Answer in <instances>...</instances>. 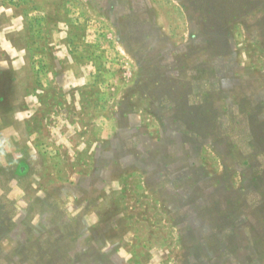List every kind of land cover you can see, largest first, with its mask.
<instances>
[{
	"label": "rangeland",
	"instance_id": "1",
	"mask_svg": "<svg viewBox=\"0 0 264 264\" xmlns=\"http://www.w3.org/2000/svg\"><path fill=\"white\" fill-rule=\"evenodd\" d=\"M0 32V264H264V171L191 178L223 93L264 144V0H0Z\"/></svg>",
	"mask_w": 264,
	"mask_h": 264
},
{
	"label": "crops",
	"instance_id": "2",
	"mask_svg": "<svg viewBox=\"0 0 264 264\" xmlns=\"http://www.w3.org/2000/svg\"><path fill=\"white\" fill-rule=\"evenodd\" d=\"M206 85V93L209 91L215 92V88L217 87L214 86L212 81L210 82V80L206 79ZM223 94L222 99L226 102L222 115L228 114L229 116L226 121V131H219V123L221 124L220 117L215 121H217L218 135L226 138L229 147L216 150L214 149V142L212 139L199 137L198 140L200 145L195 147V150L192 149L191 164H195V171L191 172V174L193 173V177L191 175V178L194 179L196 184H200L201 186L208 185L205 181H208L212 172H210V168L203 163L202 160L204 153L209 149V145H211V150H209L222 162V164H220L221 169L219 173L221 185L216 188L220 198L219 200L223 201L226 198L232 200L234 195L227 194L229 191L228 189L241 188L239 192L243 200H247L250 203L253 201L251 196L252 192L255 194L258 192V187L260 186L258 180L264 171V144L261 147L256 145V129H252L251 116L242 109L243 106L241 101L230 92ZM188 103L191 107H196L209 104V101L207 97L205 98V94L199 96L191 95ZM238 154L243 156L241 161H238L239 159L236 156ZM226 159H231L230 165L225 164ZM245 171L250 173V177H242V173Z\"/></svg>",
	"mask_w": 264,
	"mask_h": 264
},
{
	"label": "trees",
	"instance_id": "3",
	"mask_svg": "<svg viewBox=\"0 0 264 264\" xmlns=\"http://www.w3.org/2000/svg\"><path fill=\"white\" fill-rule=\"evenodd\" d=\"M8 203H11V201H9Z\"/></svg>",
	"mask_w": 264,
	"mask_h": 264
}]
</instances>
